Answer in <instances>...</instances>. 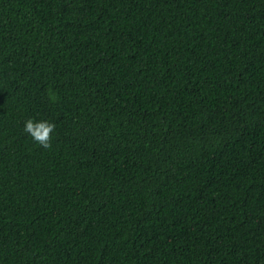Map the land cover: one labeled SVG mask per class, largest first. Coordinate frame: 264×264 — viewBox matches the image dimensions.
I'll use <instances>...</instances> for the list:
<instances>
[{"label": "trees", "instance_id": "trees-1", "mask_svg": "<svg viewBox=\"0 0 264 264\" xmlns=\"http://www.w3.org/2000/svg\"><path fill=\"white\" fill-rule=\"evenodd\" d=\"M0 264H264V0H0Z\"/></svg>", "mask_w": 264, "mask_h": 264}, {"label": "clouds", "instance_id": "clouds-1", "mask_svg": "<svg viewBox=\"0 0 264 264\" xmlns=\"http://www.w3.org/2000/svg\"><path fill=\"white\" fill-rule=\"evenodd\" d=\"M55 124L48 121H35L29 118L24 121L23 131L29 135L33 142L45 150L52 147V133L55 131Z\"/></svg>", "mask_w": 264, "mask_h": 264}]
</instances>
